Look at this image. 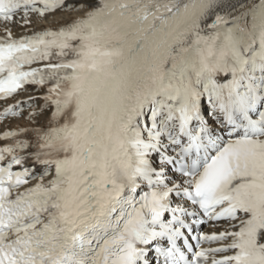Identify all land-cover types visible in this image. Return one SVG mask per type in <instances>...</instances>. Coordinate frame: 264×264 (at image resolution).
Instances as JSON below:
<instances>
[{
	"label": "snow or ice",
	"instance_id": "6c2138e0",
	"mask_svg": "<svg viewBox=\"0 0 264 264\" xmlns=\"http://www.w3.org/2000/svg\"><path fill=\"white\" fill-rule=\"evenodd\" d=\"M0 30V101L45 90L0 111L32 122L0 133V264H264V0H0Z\"/></svg>",
	"mask_w": 264,
	"mask_h": 264
},
{
	"label": "bare ground",
	"instance_id": "6f19581e",
	"mask_svg": "<svg viewBox=\"0 0 264 264\" xmlns=\"http://www.w3.org/2000/svg\"><path fill=\"white\" fill-rule=\"evenodd\" d=\"M68 4H76L78 0H66ZM65 11V12H63ZM80 15L78 11L75 10H57L54 13L46 14L44 18H40L36 15L31 17V23L27 26L23 25L22 22L20 23H13L10 25L11 31L13 35H21L27 33H33L36 31H42L46 28L53 27L55 28L58 23H65L70 21L74 17ZM0 34H4L2 30H0ZM33 92H21L18 96L14 99L10 98L6 105H11L15 103V100H26L29 95L38 96L41 95L45 90L40 89L37 91L36 88L32 89ZM37 104H42V100H37ZM29 109L25 106V111L23 117H8L4 121H0V132L4 130H11L16 128L17 126L20 127H31L32 122L27 119V114ZM38 123L43 124L45 122L46 117H38ZM223 225L218 228H214V230H222ZM212 230V228H211Z\"/></svg>",
	"mask_w": 264,
	"mask_h": 264
},
{
	"label": "rangeland",
	"instance_id": "374dc122",
	"mask_svg": "<svg viewBox=\"0 0 264 264\" xmlns=\"http://www.w3.org/2000/svg\"><path fill=\"white\" fill-rule=\"evenodd\" d=\"M63 12H65V11H63Z\"/></svg>",
	"mask_w": 264,
	"mask_h": 264
}]
</instances>
